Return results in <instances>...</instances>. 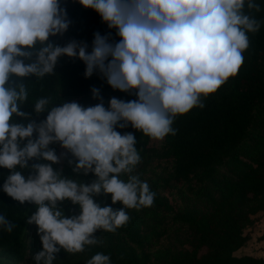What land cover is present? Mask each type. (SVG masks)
I'll use <instances>...</instances> for the list:
<instances>
[{
	"label": "clouds",
	"instance_id": "9594fccd",
	"mask_svg": "<svg viewBox=\"0 0 264 264\" xmlns=\"http://www.w3.org/2000/svg\"><path fill=\"white\" fill-rule=\"evenodd\" d=\"M78 2L116 29L119 42L110 43L109 36L97 32L90 53L84 42L55 45L49 38L62 36L70 24L60 0H0V167L10 170L3 191L36 207L27 218L37 226L42 243L35 264H54L61 249L75 254L98 245L102 241L94 233L115 232L127 223L125 209L152 206L155 193L132 174L141 160L137 141L116 127L131 124L155 140L175 135L172 125L178 116L203 108L209 95L237 76L249 47L247 33L261 26L248 14L260 11L255 0ZM64 55L84 62L85 78L99 72L113 89L137 99L111 98L106 109L95 88L94 98L101 102L87 108L77 102L54 106L51 97H39L35 114H48L36 123L31 113L20 110L29 101L24 79L53 75ZM14 116L30 122H14ZM57 142L78 161L74 172H91L97 179L84 184L54 170L59 158L49 145ZM34 159L50 163L32 164L33 174L26 178L22 170ZM101 194H111L112 203L123 207H101L93 199ZM65 200L79 205L78 216L65 217L58 207ZM0 226L9 233L15 227L2 214ZM87 264H111V258L98 252Z\"/></svg>",
	"mask_w": 264,
	"mask_h": 264
},
{
	"label": "trees",
	"instance_id": "16d2710c",
	"mask_svg": "<svg viewBox=\"0 0 264 264\" xmlns=\"http://www.w3.org/2000/svg\"><path fill=\"white\" fill-rule=\"evenodd\" d=\"M255 2L260 5L259 12H248L247 8L245 11L260 21L261 26L258 32L247 33L249 47L243 53L244 63L237 76L230 77L215 94L209 95L203 101V108H193L189 113L178 116L172 125L176 130L175 135L169 134L163 140H155L134 129L131 124L115 129L121 135H134L140 158L146 155L149 157L148 164L161 165L158 176L161 190L173 198L178 194L193 197L208 184L221 166L237 160L239 150L251 137L252 128L258 122H264V0ZM60 4L66 10L70 24L62 36L49 38L53 44L63 47L72 41L84 42L90 53L97 32L109 36L110 43L121 39L116 29H109L96 11L85 8L78 0H60ZM85 69L86 65L79 58L64 55L58 59L53 75L39 81L35 76L25 78L24 83L29 84V101L21 105L20 110L31 113V119L40 123L48 113L35 114L33 104L37 98L51 97L54 106L77 102L87 108L101 102L94 98L93 88L99 90L106 109L111 98L125 102L137 99L135 95L113 89L99 72L85 78ZM13 121L30 122L16 116ZM49 148L54 149L56 155L60 149L63 150L61 160L52 164L63 177L84 184L97 179L91 172L87 175L74 172L78 161L61 144L58 146V142L50 144ZM247 154L242 171L223 181L207 214H190L179 207L175 210L157 197L159 209L171 215L192 234L193 248L190 251L151 263L147 260L146 243L125 225L122 229L124 244L113 241L106 247L85 246L83 252L75 254L61 249L56 254L54 264H87L98 252L109 255L111 264H264V228L256 238L260 243L255 250L258 254L242 252L250 245V230L257 223L264 222V139L259 138ZM35 163L50 162L29 161V168L22 170L26 178L33 174L31 165ZM9 174L10 170L0 167V214L5 215L15 227L9 233L0 226V257L19 263L25 255L27 218L35 213L36 207L28 202L20 204L3 191ZM166 233V229L162 228L156 238Z\"/></svg>",
	"mask_w": 264,
	"mask_h": 264
},
{
	"label": "rangeland",
	"instance_id": "374dc122",
	"mask_svg": "<svg viewBox=\"0 0 264 264\" xmlns=\"http://www.w3.org/2000/svg\"><path fill=\"white\" fill-rule=\"evenodd\" d=\"M259 138L264 139V122H258L255 127L252 128L251 137L247 140L244 147L239 150L237 160L231 161L225 166H221L208 184L197 191L193 197L178 194L173 198L171 195L164 193L158 181L161 165H150L148 164L149 157L146 155L142 156L140 163L136 165L132 174L137 175L141 181L148 183L150 190L155 193L154 202L150 207L125 209L129 216V220L123 226L117 228L115 232L97 230L94 235L102 241L98 246L106 247L113 241L124 244L125 240L122 229L127 225L146 243L148 247L147 260L151 263H157L168 259L171 255L190 251L193 248L192 234L189 230L181 226L179 222L173 220L171 215L159 209L156 203L157 197L172 205L175 210L179 207L188 211L190 214L209 213L212 202L217 197L223 181L242 171L243 163L247 160V153L252 151ZM58 146H60L59 142ZM62 154L63 150L60 149L57 155L59 160H61ZM120 178L127 181L128 175L122 174ZM93 199L101 207L111 206L114 210L123 207L119 202L116 204L112 203L111 194H101L99 196H94ZM58 207L63 210L65 217L78 216L80 214L79 205H73L70 200L59 203ZM162 228H165L167 233L161 238H156ZM263 228L264 222L257 223V225L250 230L252 234L250 245L242 252L247 251L258 254V251L255 250L259 248L260 243L256 238L259 237L258 233ZM40 242V236L37 234V226L35 224H29L27 234L24 237V259L16 263L0 257V264H35L33 257L41 251Z\"/></svg>",
	"mask_w": 264,
	"mask_h": 264
}]
</instances>
